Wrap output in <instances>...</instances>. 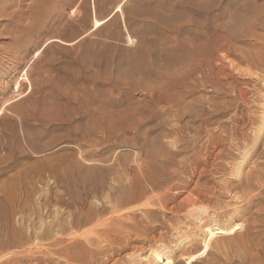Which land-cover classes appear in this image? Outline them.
Segmentation results:
<instances>
[{
  "label": "rangeland",
  "instance_id": "obj_1",
  "mask_svg": "<svg viewBox=\"0 0 264 264\" xmlns=\"http://www.w3.org/2000/svg\"><path fill=\"white\" fill-rule=\"evenodd\" d=\"M72 1L27 34L0 23V264H264V0H78L77 32ZM71 212L96 221L55 227L61 253L24 245Z\"/></svg>",
  "mask_w": 264,
  "mask_h": 264
},
{
  "label": "bare ground",
  "instance_id": "obj_2",
  "mask_svg": "<svg viewBox=\"0 0 264 264\" xmlns=\"http://www.w3.org/2000/svg\"><path fill=\"white\" fill-rule=\"evenodd\" d=\"M38 2V3H37ZM54 2H55V0H54ZM52 0H32L31 1V3H29V7H28V9L26 10V11H21V8H20V3L18 4V0H0V23H4V22H7L6 23V26H5V28H7L9 25H17L18 26V28H19V30L21 31H24L26 34L29 32V30L32 28V27H36L37 25L36 24H39L40 26H44V24H42V23H38V22H41V21H44V17H41L40 19H38V16L42 13L41 11H42V8L41 7H49L50 8V11H49V13H54L56 16H57V13L59 12V10H60V5H57V4H53L54 3ZM77 2H78V0H73L71 3H69L68 5H67V8H72V7H74L73 9V11H72V14H74V17L75 18H73V19H70V20H68V21H65L64 22V26L62 27H60V29H63V30H65V31H67V30H75L74 32H77L76 30H78V28H77V26H79V27H83V25L86 23V18L85 17H83L82 19H78L77 21V23H75V19L78 17V15L80 16V14H81V12L83 11V10H85L86 9V4H85V2H82V3H80L79 5L77 4ZM254 2H256V1H254ZM264 3V2H263ZM251 4V3H250ZM16 5H19V8L18 9H16V10H14V11H11L10 12V9H13V8H15L16 7ZM253 5H254V3H253ZM252 4L250 5V6H252V7H254ZM52 6V7H51ZM257 7V6H256ZM98 9V8H97ZM102 9H103V6H100V10L102 11ZM258 9L260 10V8H259V6H258ZM258 9H256V11L258 10ZM249 10H253V12L256 14V11H254L255 10V8H251V9H249ZM121 11H123V9H121ZM154 12H155V10H153ZM83 13V12H82ZM123 14H124V11L122 12ZM150 13H153L152 12V10L149 8V9H144V10H141V11H138L137 12V15L139 16V17H141V18H144V19H146L145 17H147V18H150V17H148V15L150 14ZM261 13V12H260ZM44 14V13H43ZM154 14V13H153ZM156 14V13H155ZM248 14V13H247ZM253 14V13H252ZM44 15H48L47 13L46 14H44ZM134 15V14H133ZM151 15V14H150ZM149 15V16H150ZM249 15V14H248ZM263 15V14H262ZM135 16V15H134ZM249 16H251V14L249 15ZM248 16V17H249ZM253 16V15H252ZM261 16V15H260ZM55 17V16H54ZM153 18L151 19L150 18V20L153 22V21H155V16H152ZM243 17V16H242ZM239 18L241 19V16H239ZM239 18H237V19H239ZM260 18V17H259ZM68 19V18H67ZM154 19V20H153ZM245 19V18H244ZM243 19V20H244ZM256 19V18H255ZM264 19V18H263ZM263 19H261V20H263ZM106 20V19H105ZM135 20V19H134ZM137 20V19H136ZM149 20V19H148ZM248 20V19H247ZM247 20H245V22L247 21ZM25 21H27V22H29V24L28 25H26V26H23V22H25ZM56 21V20H55ZM157 21H159V20H156V22ZM242 21V20H241ZM240 21V22H241ZM238 22V21H237ZM240 22H238V23H240ZM242 23H244V21L242 22ZM234 24H236V23H234ZM154 25V24H153ZM226 25V24H225ZM228 27H230V26H228ZM233 27V26H232ZM65 28V29H64ZM154 28V27H153ZM227 28V27H226ZM234 28H235V26H234ZM236 28H237V26H236ZM236 28L234 29V30H236ZM228 30V29H227ZM234 30H233V34H234ZM154 31V30H153ZM41 32V30H39V33ZM229 32H231L230 30H229ZM228 32V34L229 35H232V34H230ZM233 36V35H232ZM228 36H226V38H227ZM236 37V36H235ZM209 38V37H208ZM143 39V38H142ZM20 40V39H19ZM51 40V39H50ZM49 41V40H48ZM50 42V41H49ZM61 42V41H60ZM18 43V42H17ZM209 45V44H208ZM224 45V44H223ZM210 51V50H209ZM211 52V51H210ZM262 52V51H261ZM264 52V51H263ZM207 53H208V50H207ZM258 53V52H257ZM260 53V52H259ZM222 54V53H221ZM252 54V53H251ZM262 54V53H261ZM2 55V53L0 52V56ZM209 55V54H208ZM257 55H259V54H257ZM246 57V56H245ZM240 60V59H239ZM251 60V59H250ZM253 60V59H252ZM201 63V62H200ZM230 63L233 65L234 64V62L232 63L231 61H230ZM250 72V71H249ZM236 93V92H235ZM202 100V99H201ZM11 102V101H10ZM204 102V101H203ZM202 103V102H201ZM203 104H205V103H203ZM206 105V104H205ZM195 106V105H194ZM197 106H199V105H197ZM204 106V105H203ZM203 106H201L202 108H203ZM205 107V106H204ZM208 107V106H207ZM205 109V108H204ZM201 110V109H200ZM203 110V109H202ZM204 111H206V110H203V113H204ZM193 112V111H192ZM192 112H191V114H192ZM197 112V111H196ZM195 112V113H196ZM199 112V111H198ZM2 113V112H1ZM194 114V113H193ZM193 114H192V116H193ZM195 115V114H194ZM198 115V114H197ZM197 115H195V116H197ZM200 115V114H199ZM203 115V114H202ZM205 115V114H204ZM221 115V114H220ZM234 115V114H233ZM232 116V115H231ZM194 117V116H193ZM195 118V117H194ZM200 118V116L198 117V119ZM196 119V118H195ZM201 119H202V117H201ZM230 119V118H229ZM228 119V120H229ZM233 120V119H232ZM201 121V120H200ZM231 121V120H230ZM178 129V128H177ZM203 127H202V131H203ZM200 130V129H199ZM177 131V130H176ZM197 131V130H196ZM202 131H201V133H202ZM179 132V131H178ZM178 132H176L177 134H178ZM200 132V131H199ZM198 132V133H199ZM195 133V132H194ZM198 135V134H197ZM194 137V136H193ZM195 137H197V136H195ZM199 137V136H198ZM197 137V138H198ZM196 138V139H197ZM180 139V138H179ZM182 139V138H181ZM188 139V138H187ZM199 139H200V137H199ZM183 140V139H182ZM19 141V140H18ZM187 141H189V140H187ZM196 141V140H195ZM183 142H185L186 143V140H184ZM192 142V141H191ZM25 143V142H24ZM193 143V142H192ZM198 143V142H197ZM196 144V143H195ZM203 144V143H202ZM179 145V144H178ZM181 145V144H180ZM184 145V144H183ZM203 145H206V144H203ZM199 146H201V144L199 143ZM189 147V146H188ZM196 147V146H195ZM205 147V146H204ZM211 147V146H210ZM183 148V147H182ZM181 148V149H182ZM190 148V147H189ZM192 148V147H191ZM200 148V147H199ZM202 148V147H201ZM181 149H180V151H181ZM194 149V148H193ZM203 149V148H202ZM158 150V149H157ZM178 150V149H177ZM177 150H175V151H177ZM197 150V149H196ZM195 150V151H196ZM200 150V149H199ZM159 151V150H158ZM163 151V150H162ZM184 151V150H183ZM186 151V150H185ZM189 151H191V150H189ZM198 151V150H197ZM196 151V152H197ZM202 151V150H201ZM201 151H200V155H201ZM164 152V151H163ZM192 152V151H191ZM203 152V151H202ZM5 153V152H4ZM158 153H160V152H158ZM184 153V152H183ZM188 153V152H187ZM186 153V154H187ZM155 154H157V152L155 153ZM154 153L153 154H151L150 156H152V155H155ZM173 154V153H172ZM180 154V153H179ZM186 154H184V155H186ZM203 154V153H202ZM159 155H161V154H158V156ZM176 155V154H175ZM178 155V154H177ZM182 155V154H181ZM188 155V154H187ZM186 155V156H187ZM191 155V154H190ZM189 155V156H190ZM194 155V154H193ZM198 155V154H197ZM196 155V158L197 157H200V156H197ZM207 155V154H206ZM157 156V155H156ZM162 156V155H161ZM161 156H159V158L161 157ZM169 156V155H168ZM167 154H166V156H164V158L166 159L167 157ZM170 156H172V155H170ZM208 156V155H207ZM174 157V156H173ZM182 157V156H181ZM191 157V156H190ZM189 157V158H190ZM192 157H194V156H192ZM157 158V157H156ZM156 158H155V160H156ZM159 158H157V159H159ZM169 158V157H168ZM179 157L177 156V159H178ZM182 158H184V157H182ZM186 158V157H185ZM203 158H204V156H203ZM202 158V159H203ZM210 158V157H209ZM149 159H151V158H149ZM162 159H163V157H162ZM164 159V161H166ZM176 159V160H177ZM181 159V158H180ZM191 159V158H190ZM198 159V158H197ZM201 159V160H202ZM152 160V159H151ZM155 160H152L153 162L155 161ZM161 160V159H160ZM176 160H173V161H175L176 162ZM184 160V159H183ZM192 160H194V159H192ZM148 161V160H147ZM163 160H161V163H163L162 162ZM171 161V160H170ZM150 162V161H149ZM157 162H158V160H157ZM172 162V161H171ZM174 162V163H175ZM179 162H181V161H178V163ZM193 162H195V161H193ZM145 163H148V162H146L145 161ZM151 163V162H150ZM159 163V162H158ZM161 163H159V165L161 164ZM169 162H167V164H168ZM177 163V164H178ZM184 163V162H183ZM182 163V164H183ZM206 163H208V162H206ZM149 164V163H148ZM181 164V163H180ZM180 164H178L179 166H180ZM185 164V163H184ZM188 163H186V165H187ZM195 164V163H194ZM143 165V164H142ZM151 165H153V163L151 164ZM162 165V164H161ZM166 165V164H165ZM185 165V166H186ZM197 165V164H196ZM208 165V164H207ZM155 166H157V165H154L153 167H155ZM164 166V165H163ZM167 166V165H166ZM166 166H165V168H166ZM182 166V165H181ZM184 166V167H185ZM188 166V165H187ZM186 166V167H187ZM190 166V165H189ZM146 167H148V165L146 166ZM162 167V166H161ZM168 167V166H167ZM170 167V166H169ZM168 167V168H169ZM183 167V166H182ZM156 168V167H155ZM159 168V167H158ZM173 168V167H172ZM149 169H152V166L149 168ZM149 169H147V170H149ZM173 169H175V168H173ZM179 169V168H178ZM182 169V168H181ZM190 169V168H189ZM155 169L153 168V170H151V171H154ZM156 170H158V169H156ZM164 170V169H163ZM169 170V169H168ZM172 170V169H171ZM193 170V169H192ZM191 170V171H192ZM143 171V170H142ZM187 171H189V170H187ZM253 171H254V169H253ZM252 171V172H253ZM255 171H256V169H255ZM260 171V170H259ZM155 172V171H154ZM163 172H165V171H163ZM169 172V171H168ZM171 172V171H170ZM173 172V171H172ZM176 171L174 170V172L173 173H175ZM180 172H181V170H180ZM252 172H251V174H252ZM257 172H258V170H257ZM262 172H264L263 170H262ZM156 173V172H155ZM160 173V172H159ZM161 173H162V171H161ZM166 173V172H165ZM165 173H163V175L165 174ZM185 174V172H182V174ZM188 173V172H187ZM189 173H191V172H189ZM254 173V172H253ZM259 173H261V172H259ZM140 174V173H139ZM172 174V173H171ZM180 174V173H179ZM249 174L250 173H248V177H249ZM257 174V173H256ZM264 174V173H263ZM153 175V174H152ZM155 175H157V173L155 174ZM166 175V174H165ZM168 175V174H167ZM173 175H175V174H173ZM173 175H171L172 177H173ZM178 175V174H177ZM253 175V174H252ZM250 176V177H254L253 179H255V174L253 175V176ZM258 176H259V174H257ZM261 176H264V175H262V174H260V177ZM160 177V176H159ZM158 177V178H159ZM164 177L165 176H163V179H164ZM177 177V176H176ZM247 177V176H246ZM148 178H149V176H148ZM147 178V179H148ZM152 178H153V180H152ZM152 178H150V183H151V180L152 181H154L155 179H157V178H155L154 179V177H152ZM167 178V177H166ZM173 178H175V177H173ZM251 178V179H252ZM258 179H259V177H257ZM263 178V179H262ZM262 178H260V179H262V181L264 182V177H262ZM242 181H244L242 178H240ZM252 179V180H253ZM259 179V180H260ZM159 181H160V179H158ZM157 180V181H158ZM162 180V179H161ZM168 180V179H167ZM167 180H164V181H167ZM176 180V179H175ZM245 180H249V179H245ZM258 180V181H259ZM21 181V180H20ZM146 181H148L147 183H148V185H151V184H149V180H146ZM145 181V182H146ZM169 181V180H168ZM240 181V180H239ZM239 181H237V185H238V182ZM256 181H257V179H256ZM258 181H257V184H258ZM261 181V180H260ZM155 182V181H154ZM162 182V181H161ZM170 182V181H169ZM172 182V181H171ZM245 182V181H244ZM247 182H249V181H247ZM247 182H245L244 184L245 185H247L246 183ZM251 182V181H250ZM163 183V182H162ZM167 183V182H166ZM165 183V184H166ZM242 183V182H241ZM252 183H253V181H252ZM252 183H250V184H252ZM256 183V182H255ZM259 183H261V182H259ZM239 184H240V182H239ZM249 184V185H250ZM156 185H157V183H156ZM164 185V184H163ZM173 185V184H172ZM243 184H241V186H242ZM252 185H254V183L252 184ZM252 185H250V186H252ZM153 186H155V184L153 183ZM166 186V185H165ZM167 186H169V184H167ZM180 186V185H179ZM234 186H236V185H234ZM250 186H249V188H250ZM164 187V186H163ZM163 187L161 188V190H163ZM173 187V186H172ZM171 187V188H172ZM238 188V190H239V185L237 186ZM243 187V186H242ZM258 187H259V184H258ZM261 187H262V185H261ZM42 188V187H41ZM166 188V189H165ZM164 189H165V191L166 192H168L167 191V187H165ZM169 188V187H168ZM177 188V187H176ZM245 188V187H244ZM252 189H253V187H251ZM255 188H256V190H257V187L255 186ZM151 189H153L152 188V185H151ZM156 189H158V185H157V188ZM178 189V188H177ZM206 189V188H205ZM233 189V188H232ZM236 189V188H235ZM241 189V188H240ZM243 189V188H242ZM239 190V191H243V190ZM262 189V188H261ZM142 191L140 192L141 194H143L144 192V190L143 189H141ZM159 190V189H158ZM157 190V191H158ZM160 190V192H162ZM234 190V189H233ZM237 190V191H238ZM245 190H246V188H245ZM244 190V191H245ZM249 190H251V189H249ZM44 191V190H43ZM140 191V190H139ZM154 191V190H153ZM235 191V190H234ZM238 191V192H239ZM252 191H254L255 192V190H251V191H249V194H250V192H252ZM135 192V191H134ZM163 192H164V190H163ZM236 192V191H235ZM259 192V191H258ZM204 193V192H203ZM205 193H206V191H205ZM204 193V194H205ZM240 193V192H239ZM245 194L247 193L248 194V185H247V191L246 192H244ZM133 194V193H132ZM140 194V195H141ZM161 195L162 194H164V193H160ZM238 194V193H237ZM240 194H243V192L242 193H240ZM256 194V193H255ZM41 195V194H40ZM73 195H75V193L73 194ZM134 195H136V194H134ZM145 195H147V193L145 194ZM144 195V196H145ZM161 195L159 196L160 197V199H158L159 200V202L161 203L162 201H163V197H165V196H163V197H161ZM166 195H169V194H166ZM257 195H259V194H257ZM77 196V195H76ZM193 196V195H192ZM238 196V195H237ZM243 196H245V195H243ZM252 196V195H251ZM137 197V195L135 196V198ZM140 197L141 196H139V198H138V200L140 199ZM168 197V196H167ZM194 197V196H193ZM241 197V196H240ZM247 197H249V196H247ZM257 197V196H256ZM260 197H261V194H260ZM72 198V200H73V196L72 197H70V199ZM145 198H147V197H145ZM144 198V199H145ZM155 198V197H154ZM195 198H196V196H195ZM203 198V197H202ZM206 198V197H205ZM254 198V197H253ZM263 198V197H262ZM132 199H134V198H132ZM132 199H130L129 200V202L131 201L132 202ZM156 199H157V196H156ZM168 199V198H167ZM197 199H198V197H197ZM209 199H211V198H209ZM77 199H75V201H76ZM135 200V199H134ZM141 200H143L142 198H141ZM150 200V199H149ZM166 200V199H165ZM243 200V199H242ZM248 200H250L249 198H248ZM74 201V200H73ZM136 201V200H135ZM135 201L133 202V203H135ZM150 201H152V200H150ZM169 201V200H168ZM203 201H204V199H203ZM245 201V200H244ZM252 201V200H251ZM139 202V201H138ZM141 202V201H140ZM167 202V201H166ZM201 202V201H200ZM205 202V201H204ZM211 202V201H210ZM245 202H247V201H245ZM249 202V201H248ZM260 202V201H259ZM164 203V202H163ZM196 203H198V201L196 202ZM203 203V202H202ZM131 204V203H130ZM154 204H156L155 202H154ZM165 204V203H164ZM194 204V203H193ZM199 204L200 203H198V206H199ZM249 204V203H248ZM247 204V205H248ZM258 204V203H257ZM256 204V205H257ZM157 205V204H156ZM161 205H163V204H161ZM200 205H202V204H200ZM252 205V204H251ZM263 205V204H262ZM146 206H148L147 204H146ZM168 206V205H167ZM194 206H197V205H195L194 204ZM144 207V206H143ZM151 207H152V205H151ZM192 207V206H191ZM200 207V206H199ZM211 207V206H210ZM114 208V207H113ZM166 208V207H165ZM252 208V207H251ZM144 209V208H143ZM155 209H157V208H155ZM162 209V208H161ZM164 209V208H163ZM146 210V209H145ZM91 212H92V210H91ZM95 212V211H94ZM164 212H165V210H164ZM212 212V211H211ZM211 212H209V213H211ZM256 212V211H255ZM39 213V212H38ZM48 213V212H47ZM90 213V212H89ZM133 213H134V211H133ZM157 213V211H155V210H149L148 211V209L146 210V214H156ZM187 213V212H186ZM258 213H259V211H258ZM94 214V213H93ZM129 214V213H128ZM206 215H210V214H208V211H207V209L206 208H199V209H197V208H195V209H192V210H190L189 211V216L191 217V218H195V219H198V220H200V218H202V217H204V216H206ZM252 215H254V214H252ZM40 216V215H39ZM83 216V215H82ZM129 216V215H128ZM144 216V215H143ZM257 216V215H256ZM22 217V216H21ZM43 217H44V215H43ZM85 217V216H84ZM118 217V216H117ZM121 217V216H120ZM252 217V216H251ZM254 217V216H253ZM122 218H123V215H122ZM121 218V219H122ZM129 218V217H128ZM132 218H134V217H132ZM39 219V218H38ZM40 219H41V217H40ZM116 219V218H115ZM213 219H214V217H213ZM250 219V218H249ZM248 219V220H249ZM93 220H95L94 219V217H92V215H90L89 217H86V219L85 220H83L82 219V217L80 218V216L79 217H77L76 216V214H74V212H71V219H69L68 221H65V222H61L59 219H57L56 221H52V223L50 222V224L49 225H47L48 223H46L45 225H43L44 226V231H43V233H41V234H39V236L37 237V238H41L42 239V243H43V239H46L47 241H51V239H52V241L53 242H51L50 244L51 245H53V246H51V247H48V248H43L42 246L41 247H39V244H32L31 243V236L30 237H24L25 239H26V243L24 244V245H28L30 248H32V247H34L35 249H37V251H35V252H33V249L30 251V252H32L33 254H41V251H42V249H45L46 251H52V255H56V253L54 252V251H61V246L60 245H62V244H64L63 242H64V239L62 238V236L60 237H57V238H55L54 236V234L56 233L55 231H54V240H53V237H52V231L54 230V228L55 227H60V226H62V225H65L66 224V227L64 228V229H61V227H60V229H59V231H63V233H64V231H66L67 230V232H68V230L70 231V229L71 230H73L72 228L74 227V226H78L79 228H80V225H82V224H91V222L93 221ZM117 220V219H116ZM128 220V219H127ZM96 221V220H95ZM129 221V220H128ZM246 221V220H245ZM244 221V222H245ZM250 221V220H249ZM43 222V221H42ZM101 222V221H100ZM212 222V221H211ZM65 223V224H64ZM116 223V222H115ZM121 223V222H120ZM123 223V222H122ZM249 223V222H248ZM102 224V223H101ZM105 224V223H104ZM111 224H113V223H111ZM106 225V224H105ZM122 225V224H121ZM212 225V224H211ZM106 227H108V226H106ZM106 227H105V230H106ZM119 227V226H118ZM244 227H245V223H242V225L240 226V228H239V230H238V232H240L241 230H244ZM75 228V227H74ZM137 228V227H136ZM236 228H238V227H236ZM41 229H42V227H41ZM58 229V228H57ZM100 229V228H99ZM104 229V228H103ZM102 230V229H101ZM236 230V229H235ZM234 230V231H235ZM98 231V230H97ZM233 231V232H234ZM99 232V231H98ZM97 232V233H98ZM120 232V231H119ZM127 232V231H126ZM237 232V233H238ZM62 233V234H63ZM69 233V232H68ZM102 233V232H101ZM124 233V232H123ZM240 233H242V232H240ZM66 234V233H65ZM64 234V235H65ZM104 234L105 233H103V235L101 234V235H99L97 238H95V237H93L95 240H94V242L96 243V244H100L104 239V237H106V236H104ZM15 235V234H14ZM30 235H32V234H30ZM35 235H36V233H35ZM58 235H60V234H58ZM240 235H243V233L242 234H239V237H240ZM245 235V234H244ZM8 236V235H7ZM17 236H18V234H17ZM16 236V237H17ZM29 236V235H28ZM37 236V235H36ZM66 236V235H65ZM15 237V236H14ZM19 237H21V236H19ZM33 237V236H32ZM93 238H92V240H93ZM242 238V237H241ZM16 239V240H15ZM15 239H13V244H15V245H20L21 246V244H20V242L19 241H23V239L21 238V240L20 239H17V238H15ZM36 238H34V240H35ZM40 239V240H41ZM68 239V238H67ZM80 239V238H79ZM78 238H76V236L75 237H73L72 238V241H75V242H72V243H70L69 242V245H71L72 246V244L73 245H75L76 244V242L79 240ZM103 239V240H102ZM90 240V239H89ZM39 241V240H38ZM46 241V242H47ZM83 241V240H82ZM244 241V240H243ZM79 242V241H78ZM91 241H88V243H90ZM104 242V241H103ZM245 242H247V244H248V241H245ZM244 242V243H245ZM22 243V242H21ZM31 243V244H30ZM93 243V242H92ZM92 243H90L91 245H92ZM122 243V242H121ZM250 243H252V242H250ZM68 244V243H67ZM78 244V243H77ZM76 244V245H77ZM79 244H82V245H85V244H83V242L81 243H79ZM243 245V244H242ZM64 246V245H63ZM66 246V245H65ZM64 246V247H65ZM206 246V245H205ZM244 246V245H243ZM86 247V246H85ZM88 247V246H87ZM95 247V246H94ZM98 247V246H97ZM244 247H246V246H244ZM253 247V246H252ZM53 248V249H52ZM66 248V247H65ZM99 248V247H98ZM96 249V247H95V249L96 250H98V251H100L99 249ZM63 249V248H62ZM94 249V250H95ZM245 249V248H244ZM247 249V248H246ZM245 249V250H246ZM93 251V250H92ZM226 251V250H225ZM68 252V251H67ZM247 252V251H246ZM249 250H248V254H249ZM31 253V254H32ZM61 253V252H60ZM94 253V252H93ZM227 253V252H226ZM243 253H245V251H243ZM32 254V255H33ZM204 254V253H203ZM202 254V255H203ZM6 255V254H5ZM95 255V254H94ZM200 256V255H199ZM199 256H198V258H199ZM196 257V256H195ZM195 257H191V258H195ZM251 257H255V256H251ZM64 260H66V262L68 261L67 260V257L64 259ZM63 260V261H64ZM94 260V259H93ZM241 260V259H240ZM245 260V259H244ZM69 261H70V259H69ZM65 262V263H66ZM231 262H232V260H231ZM97 263V262H96ZM70 264V263H69ZM229 264V263H228Z\"/></svg>",
  "mask_w": 264,
  "mask_h": 264
}]
</instances>
